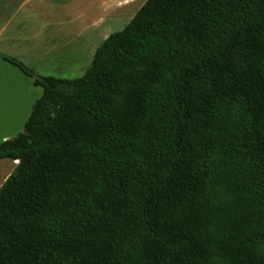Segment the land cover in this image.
<instances>
[{"label": "trees", "instance_id": "16d2710c", "mask_svg": "<svg viewBox=\"0 0 264 264\" xmlns=\"http://www.w3.org/2000/svg\"><path fill=\"white\" fill-rule=\"evenodd\" d=\"M41 89L0 187V264H264V0H145Z\"/></svg>", "mask_w": 264, "mask_h": 264}, {"label": "crops", "instance_id": "0c3cea01", "mask_svg": "<svg viewBox=\"0 0 264 264\" xmlns=\"http://www.w3.org/2000/svg\"><path fill=\"white\" fill-rule=\"evenodd\" d=\"M1 3L11 16L1 26L0 36L10 28V34L17 39L29 37L24 44L20 41L25 48L15 54L17 60L21 63L36 60L48 66L50 62L71 60L76 39L101 29L112 14L123 8L129 9L137 3L142 6L144 0H0ZM73 35L76 38L72 43L68 40ZM0 54L7 52L0 50ZM8 137L1 136V142ZM10 164L14 169L17 162ZM11 171L5 174L3 182Z\"/></svg>", "mask_w": 264, "mask_h": 264}, {"label": "rangeland", "instance_id": "374dc122", "mask_svg": "<svg viewBox=\"0 0 264 264\" xmlns=\"http://www.w3.org/2000/svg\"><path fill=\"white\" fill-rule=\"evenodd\" d=\"M2 5L3 3L0 4V29L6 21V18L11 16L9 11H4ZM121 5L120 2L119 6ZM140 7L141 4L137 3L129 9L123 8L116 14H112L101 29H98L89 36H81L76 39L77 43L73 44L72 47L71 60L63 59L61 61L50 62L48 66L36 60H31V62L30 60H25L22 64L31 70L34 76L53 77L66 80L80 78L89 68L95 49L110 34L121 31ZM20 14L23 13L21 12ZM11 31L12 29L10 28L7 30L5 29L0 36V50L4 53L7 52L5 56L17 60L15 54H18V51L21 52V50L25 48V45H21V42L23 43L29 37L17 39V36H12L10 34ZM75 38V35L70 36L68 41H72L73 43ZM0 71L1 143V136L7 135L9 139H12L16 134L22 132L24 123L30 114L34 101L41 95V89L33 86L32 79L24 76L18 69L1 60ZM10 163L11 161L6 159L0 161V187L3 184L2 182L5 174L9 170H13Z\"/></svg>", "mask_w": 264, "mask_h": 264}]
</instances>
